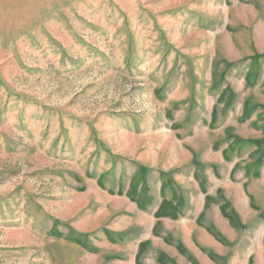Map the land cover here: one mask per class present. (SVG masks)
<instances>
[{
  "label": "rangeland",
  "instance_id": "374dc122",
  "mask_svg": "<svg viewBox=\"0 0 264 264\" xmlns=\"http://www.w3.org/2000/svg\"><path fill=\"white\" fill-rule=\"evenodd\" d=\"M0 264H264V0H0Z\"/></svg>",
  "mask_w": 264,
  "mask_h": 264
},
{
  "label": "trees",
  "instance_id": "16d2710c",
  "mask_svg": "<svg viewBox=\"0 0 264 264\" xmlns=\"http://www.w3.org/2000/svg\"><path fill=\"white\" fill-rule=\"evenodd\" d=\"M219 99H220V98H219ZM213 114H214V112H213ZM213 120H214V115H213L212 121H213ZM162 187H163V185H162ZM162 187H161V188H162ZM137 206H138L139 209H142V210H143V209H144L143 206H145V205H142L140 202H138V203H137ZM170 209H172V206H171L170 204L168 205L166 202H163V203H161V205H160L158 211L156 212L155 216L158 217V218L169 216V215H168L169 213H166V211H169ZM222 210H223V209H222ZM174 216H175V215H170V217H172V218H174ZM225 216L228 217L230 223H231L233 226H235V224H238V226H239L241 229H244V228H245L243 225H241V223H240L238 217H237L234 213H231L230 215L225 214ZM238 226H237V227H238ZM142 246H143V245H142Z\"/></svg>",
  "mask_w": 264,
  "mask_h": 264
}]
</instances>
